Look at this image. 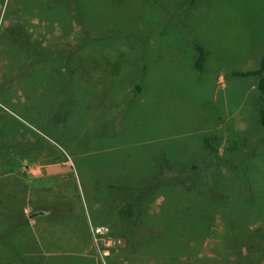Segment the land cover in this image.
I'll list each match as a JSON object with an SVG mask.
<instances>
[{
  "label": "rangeland",
  "instance_id": "obj_1",
  "mask_svg": "<svg viewBox=\"0 0 264 264\" xmlns=\"http://www.w3.org/2000/svg\"><path fill=\"white\" fill-rule=\"evenodd\" d=\"M127 1L84 0L78 15L76 0H0V144L13 138L5 108L17 109L41 133L34 152L71 167L46 194L72 210L62 228L78 241L57 247L53 262L242 264L255 243L264 264V94L257 78L232 76L258 68L264 54V0ZM194 42L207 54L201 73L191 65ZM157 155L200 168L202 188L160 187L128 221V198L110 187L139 188ZM214 179L223 203L204 192Z\"/></svg>",
  "mask_w": 264,
  "mask_h": 264
},
{
  "label": "crops",
  "instance_id": "obj_2",
  "mask_svg": "<svg viewBox=\"0 0 264 264\" xmlns=\"http://www.w3.org/2000/svg\"><path fill=\"white\" fill-rule=\"evenodd\" d=\"M76 3L78 9L85 2L76 0ZM83 8L84 6L77 12L78 15H82ZM70 12L66 10V15ZM42 24L45 22L42 21ZM47 30L43 31L49 34L42 33L43 36L52 37ZM24 91L30 94L51 92L45 89H22L21 92ZM73 97H78L77 90ZM10 104L16 106L13 101ZM26 104L28 108H37L34 102L28 101ZM5 109L9 117L13 118L9 119L13 138L0 144V263L56 264L53 262L59 253L56 248L59 249L68 241L77 242L78 234L71 233L70 230L65 233L62 228L66 213L68 210L72 211L65 200L56 202L52 200L56 194L47 195L46 191L65 184L71 174V167L55 160L54 155L45 157L42 151L35 153L34 149L39 150L35 134L40 136V131L21 120L16 114L17 109ZM8 122L5 123L6 129L9 128ZM2 127L0 123V128ZM22 127L26 128V136L20 133ZM14 141L19 143L17 147L20 148L13 147ZM98 219L100 218L95 216L89 219L86 217L84 230L87 227L91 229ZM82 242L87 243L88 238Z\"/></svg>",
  "mask_w": 264,
  "mask_h": 264
},
{
  "label": "trees",
  "instance_id": "obj_3",
  "mask_svg": "<svg viewBox=\"0 0 264 264\" xmlns=\"http://www.w3.org/2000/svg\"><path fill=\"white\" fill-rule=\"evenodd\" d=\"M123 2H128L127 0H118ZM77 8V7H76ZM88 41V40H87ZM193 47V60L191 61V65L196 73H201L204 70L205 62L207 61V54L203 46L197 44L196 42L191 44ZM232 76L237 78H246V77H255L257 78L256 89L258 93L261 95L264 94V54L262 55L258 68L254 70L241 71V72H232ZM141 76L139 75V80ZM138 82V81H137ZM135 92L139 94L141 92V84L134 85ZM258 115V124L261 130L264 131V99H259V104L257 108ZM203 146L208 149L212 153H216V150L211 145L209 139H202ZM248 153V152H247ZM247 154L243 155L245 157ZM200 173V168L192 166L187 168L184 164L180 162L168 161L164 156L157 155L156 157V168L155 171L151 174V176L142 183V185L132 190L126 187H110L111 189H116L117 193L119 192L121 196H125L128 198V202L123 209L124 218L128 221H132L136 216V207L137 205L144 200L151 192L156 191L160 187H170L171 190H177L178 192H184L185 194L194 192L202 188L198 184L197 176ZM211 178L214 177L213 169L210 171ZM245 181V179L243 180ZM252 182V181H251ZM242 184V188L246 189L247 192V181ZM251 185V184H250ZM139 189V190H138ZM204 192H206L208 196V200L210 203H215L214 201L223 203L226 199L225 195L219 188L215 185L214 182H211L208 186L204 187ZM245 198L248 199V195L246 193ZM178 200H182V196H174ZM171 200V199H170ZM202 215V214H201ZM196 219H193L191 223L188 225H194L196 223ZM181 223V222H179ZM244 249L246 253H251L242 264H259L260 259L253 254V251L260 252L258 244L251 243L245 245Z\"/></svg>",
  "mask_w": 264,
  "mask_h": 264
}]
</instances>
